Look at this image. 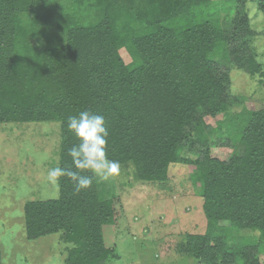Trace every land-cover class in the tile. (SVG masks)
Segmentation results:
<instances>
[{"label":"trees","instance_id":"16d2710c","mask_svg":"<svg viewBox=\"0 0 264 264\" xmlns=\"http://www.w3.org/2000/svg\"><path fill=\"white\" fill-rule=\"evenodd\" d=\"M43 2L0 0V124L60 123L59 166L69 167L67 149L78 141L68 118L84 110L103 115L109 159L132 163L137 181L164 183L171 165L189 168L207 225L204 235L186 236L184 254L226 264L216 255L233 229L257 233L245 244L264 250V108L229 116L221 134L203 121L228 113L229 76L217 61L246 59L243 45L232 46L238 33L216 18L226 2L69 0L71 9L57 17L49 6L28 22L25 15ZM258 6L264 14V0ZM52 19L64 31L60 44L46 36ZM32 36L45 44L31 45ZM224 144L235 153L212 158L210 147ZM58 188L57 199L24 204L25 239L61 233L70 246L65 264H106L112 249L102 228L115 223L114 199L99 193L96 179L79 194L66 178Z\"/></svg>","mask_w":264,"mask_h":264},{"label":"rangeland","instance_id":"374dc122","mask_svg":"<svg viewBox=\"0 0 264 264\" xmlns=\"http://www.w3.org/2000/svg\"><path fill=\"white\" fill-rule=\"evenodd\" d=\"M211 1L226 2L224 9L215 13L216 18L226 30L238 33L232 46L243 45L242 58H246L239 62L217 61L221 71L229 76L228 113L205 117L203 121L209 129L219 131L220 124L229 116L264 108V14L259 9V0H244L243 4H236L239 0ZM69 3V0H44L33 13L25 15V19L31 23L44 15L49 6L54 8L51 11L55 10L57 17L61 9H71ZM56 23L52 19L45 27L39 21L36 27H45L47 38L60 44L64 41V31L58 29ZM31 30L29 27V32ZM28 42L42 46L46 41L32 36L28 37ZM119 52L124 63L129 64L130 53L124 49ZM59 130L58 122L0 124L1 264H65L70 246L62 241L61 233L35 241H28L23 233L24 204L59 196L57 185L46 178L48 169L59 166ZM214 133L221 134V131ZM181 153L186 156V151ZM209 153L212 158L226 161L235 151L224 144L210 147ZM190 175L186 166L173 164L164 183L141 182L134 177L133 164L127 163L121 165L120 174L110 182L96 180L99 193L107 200L114 199L117 211L115 223L102 228L104 244L112 249L106 264L212 263L206 258L197 261L184 254L186 236L204 235L207 225L202 198L198 197ZM256 234L233 229L231 236H224L216 258L226 264H249L251 261L264 264V250L257 252L245 244L244 239L249 240ZM214 242L209 240V247H213ZM238 259L241 261L236 263ZM215 261L219 263V259Z\"/></svg>","mask_w":264,"mask_h":264},{"label":"clouds","instance_id":"9594fccd","mask_svg":"<svg viewBox=\"0 0 264 264\" xmlns=\"http://www.w3.org/2000/svg\"><path fill=\"white\" fill-rule=\"evenodd\" d=\"M66 126L78 143L67 149L71 166L48 169L46 178L49 183L59 187L61 178H66L79 194L91 188L94 179L99 182H110L120 174V161L108 157L109 132L103 115L84 110L78 115L70 116Z\"/></svg>","mask_w":264,"mask_h":264}]
</instances>
